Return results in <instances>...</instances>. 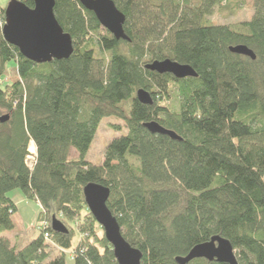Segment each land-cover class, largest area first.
Segmentation results:
<instances>
[{"label": "trees", "instance_id": "obj_1", "mask_svg": "<svg viewBox=\"0 0 264 264\" xmlns=\"http://www.w3.org/2000/svg\"><path fill=\"white\" fill-rule=\"evenodd\" d=\"M56 1L73 38L66 60L33 63L0 27V119L10 115L0 121V264H67L72 250L74 264H118L86 204L93 183L110 189L107 205L142 264H180L215 237L232 243L238 264H264V0H250L248 21L227 25L208 17L244 0H113L129 41L116 40L80 0ZM0 14L5 21L1 5ZM239 45L257 58L233 53ZM166 59L190 65L197 78L146 68ZM12 61L20 80L3 85ZM141 89L152 105L138 100ZM111 117L127 132L97 166L87 156ZM153 122L182 140L144 127ZM18 189L41 208L38 236L23 247L3 237L16 228L9 193ZM53 216L68 233L51 228Z\"/></svg>", "mask_w": 264, "mask_h": 264}, {"label": "water", "instance_id": "obj_2", "mask_svg": "<svg viewBox=\"0 0 264 264\" xmlns=\"http://www.w3.org/2000/svg\"><path fill=\"white\" fill-rule=\"evenodd\" d=\"M85 9L92 11L103 28L110 31L116 40L129 41L124 30L127 22L125 14L117 9L113 0H80ZM35 7L29 8L21 0H10L5 9L6 24L3 36L11 45L19 48L22 56L33 63H51L55 59L66 60L73 55L74 44L70 33L64 32L54 12L56 0H34ZM238 55L256 59L252 49L239 45L230 47ZM151 72L164 75L169 73L178 79L187 77L197 78L198 73L190 65H183L177 61L166 59L154 61L146 66ZM137 98L142 104H153L152 94L146 90H139ZM10 115L0 119L1 123L7 122ZM153 134L169 136L174 140H182L175 132L165 129L158 122L146 123ZM86 204L90 213L103 228L105 237L114 248L115 259L118 264H142L141 251L132 247L123 237L118 220L110 211L107 203L111 196L110 189L97 183L90 184L85 189ZM51 228L56 233H68L69 229L55 216L52 217ZM194 259H207L224 264H238L237 255L232 243L227 239L215 237L211 241L196 246L187 257L178 259L180 264H188Z\"/></svg>", "mask_w": 264, "mask_h": 264}, {"label": "rangeland", "instance_id": "obj_3", "mask_svg": "<svg viewBox=\"0 0 264 264\" xmlns=\"http://www.w3.org/2000/svg\"><path fill=\"white\" fill-rule=\"evenodd\" d=\"M9 1L10 0H0V5L6 8V6H8L9 4ZM244 1L247 4L241 5L238 10L234 11L233 13L228 8L220 9V7H217L213 15L208 17L209 21L216 25L238 24V22L248 21L249 18L253 15V10L250 7V0ZM7 68V73L2 82L3 85L20 80V78L18 77L16 63L14 61H12V63H9ZM116 125L120 126L121 129L118 130L116 128ZM98 129L99 131L97 132V135L94 139L95 141L92 144L91 149L89 150L90 152L87 156V160L97 166H102L104 163L103 161L108 145L114 140V138L120 137L121 135L126 133L127 130L126 128H124L122 121L115 117L105 118ZM31 154L32 155L28 159V164L30 166H33L32 164L35 158V151ZM9 196L15 200L17 208L19 210L13 218L16 221L15 230L3 234V236H7L12 245L23 247L29 244L32 239H35L38 236L39 231L37 230V217L40 214L41 208H39L38 204L35 201L24 198L21 190L19 189L10 192ZM78 242H80V236L75 238L74 247L78 244ZM50 251L53 253V255L60 254V250H58L55 246H51ZM73 253V250L67 252V264H74Z\"/></svg>", "mask_w": 264, "mask_h": 264}, {"label": "built area", "instance_id": "obj_4", "mask_svg": "<svg viewBox=\"0 0 264 264\" xmlns=\"http://www.w3.org/2000/svg\"><path fill=\"white\" fill-rule=\"evenodd\" d=\"M4 26H5V21L3 19V16L0 14V27L4 28Z\"/></svg>", "mask_w": 264, "mask_h": 264}, {"label": "bare ground", "instance_id": "obj_5", "mask_svg": "<svg viewBox=\"0 0 264 264\" xmlns=\"http://www.w3.org/2000/svg\"><path fill=\"white\" fill-rule=\"evenodd\" d=\"M34 151H35V147L32 146V147L30 148V152H31V153H34ZM35 152H36V151H35Z\"/></svg>", "mask_w": 264, "mask_h": 264}, {"label": "crops", "instance_id": "obj_6", "mask_svg": "<svg viewBox=\"0 0 264 264\" xmlns=\"http://www.w3.org/2000/svg\"><path fill=\"white\" fill-rule=\"evenodd\" d=\"M15 217V216H14ZM15 224H16V221H15ZM4 238H6V239H8V237L7 236H3ZM10 239V238H9Z\"/></svg>", "mask_w": 264, "mask_h": 264}, {"label": "flooded vegetation", "instance_id": "obj_7", "mask_svg": "<svg viewBox=\"0 0 264 264\" xmlns=\"http://www.w3.org/2000/svg\"><path fill=\"white\" fill-rule=\"evenodd\" d=\"M9 5V4H8ZM7 7V6H6ZM6 9V8H5ZM2 15V14H1ZM5 24H6V20H5Z\"/></svg>", "mask_w": 264, "mask_h": 264}]
</instances>
